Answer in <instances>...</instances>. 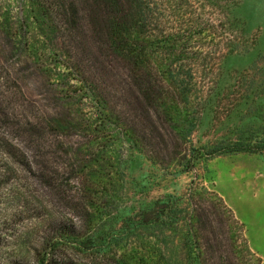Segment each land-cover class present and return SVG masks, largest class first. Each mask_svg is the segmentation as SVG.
I'll list each match as a JSON object with an SVG mask.
<instances>
[{
	"label": "rangeland",
	"instance_id": "rangeland-1",
	"mask_svg": "<svg viewBox=\"0 0 264 264\" xmlns=\"http://www.w3.org/2000/svg\"><path fill=\"white\" fill-rule=\"evenodd\" d=\"M202 1L204 12L211 14L207 17L225 28L224 38L239 44L240 49L216 61L212 73L198 74L204 102L197 105L198 120L184 141L175 127L146 116L147 111L155 114L153 105L134 103L133 94L141 101L138 90L132 92L119 77L106 74L100 67L95 71L98 74L93 73L85 38L76 44L59 31L57 41L53 35L41 37L44 31L36 29L31 35L37 36L33 50L24 47L23 40L17 44L11 33L25 19L29 1L0 0V92L5 107L22 120L34 116L33 126L38 132L32 139L38 143V152L32 151L31 140L23 138L19 146L33 161H39L44 177L56 171L57 183L64 191L53 196L43 181L25 173L18 174L17 182L0 188V264H13L21 258L31 262L28 246L37 244L41 235L35 221L39 203L68 221L79 222L88 213L94 215L84 189L100 176L114 186L113 206L122 214L134 213L164 195L181 196L191 186L204 187L233 213L238 223L226 222L228 228L230 225L236 234L241 227L248 247L264 264V152L220 155L207 162L197 157L198 151L240 143L251 133L264 130V0ZM69 43L79 49L77 57L85 65L83 78L106 98L114 113L106 124L112 134L108 141L99 138L103 125L92 94L80 91L79 83L64 76V68L57 63L60 59L55 52ZM28 53L37 54L40 60L29 61ZM13 76L24 97L19 95ZM122 89H126L124 93ZM52 119L56 123L50 124ZM37 121H41L40 127L34 124ZM118 122L120 127L129 125L138 147L116 133ZM192 158H196L195 167L186 171ZM199 195L206 208L217 206L210 195ZM239 244L237 238L226 244L234 253L235 264H240L236 258ZM245 263L252 264L248 260Z\"/></svg>",
	"mask_w": 264,
	"mask_h": 264
},
{
	"label": "trees",
	"instance_id": "trees-1",
	"mask_svg": "<svg viewBox=\"0 0 264 264\" xmlns=\"http://www.w3.org/2000/svg\"><path fill=\"white\" fill-rule=\"evenodd\" d=\"M27 2L25 19L11 33L17 44L23 40V46L33 50L37 36L31 35L36 29L44 31L41 37L53 35L57 41L59 31L76 44L85 38L89 43L93 73L98 74L95 71L100 67L106 74L119 77L132 92L138 90L141 101L133 94L134 103L153 105L155 114L147 111L146 116L175 127L184 141H188L198 120L197 105L204 102L200 96L202 88H198L201 86L198 74L212 73L216 61L240 49L239 44L224 38L225 28L216 26L213 19L207 17L211 14L204 12L202 0ZM229 26L232 28V23ZM240 31L243 30L240 28ZM70 43L55 52L60 59L57 63L64 68V76L79 83L80 91L92 94L104 131L99 138L111 139L106 124L114 113L107 106L106 98L83 78V64L77 57L79 49ZM28 54L29 61L40 60L37 54ZM0 67H3L1 57ZM13 81L19 95L24 97L18 79L13 76ZM125 90L122 89L123 93ZM4 102L5 97L0 92V188L17 182L18 174L25 173L43 181L53 196L63 194L57 183V172L44 177L39 161H33L19 146L21 139L31 140L32 151L38 152V143L32 139L38 132L33 126L34 116H30L32 120L29 117L22 120L14 110L6 108ZM40 122L34 124L39 126ZM49 123L56 122L52 119ZM119 127L118 122L116 133L138 147L139 141L134 139L129 125ZM263 152L264 130L251 133L240 143L198 151L197 157L207 162L220 155ZM188 161L190 166L186 171H191L196 158ZM113 187L100 176L84 189L94 215L88 213L79 222L57 216L39 203L35 221L41 235L37 244L28 246L32 260L15 259L13 264H235L234 253L226 246L235 238L240 243L236 250L240 264H247V260L260 264V259L248 247L243 229L239 227L235 234L230 225L228 228L226 222L238 223L233 213L204 187L191 186L181 196L164 195L128 214L119 213L113 206L116 203ZM202 193L210 195L217 206L213 205L212 209L203 206L199 202ZM61 197L65 199L64 195Z\"/></svg>",
	"mask_w": 264,
	"mask_h": 264
}]
</instances>
